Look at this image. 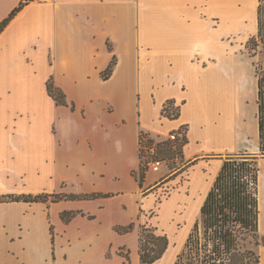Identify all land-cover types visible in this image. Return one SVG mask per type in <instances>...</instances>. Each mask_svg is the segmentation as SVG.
<instances>
[{"label":"crops","instance_id":"0c3cea01","mask_svg":"<svg viewBox=\"0 0 264 264\" xmlns=\"http://www.w3.org/2000/svg\"><path fill=\"white\" fill-rule=\"evenodd\" d=\"M17 2L2 9L0 20ZM225 2L38 0L37 3L30 2L10 21L0 33V41L9 31L19 28L18 20L22 16H32L29 6L45 3L49 7L45 19L39 18L37 21L40 30L37 39L44 44L43 61L36 62L31 57L27 59L28 63L21 59L17 64L20 70L27 68L31 79L37 78L38 89H33L31 83L24 86L10 79L8 88L11 90L8 93L24 91L26 102L32 107L36 104V97L32 98V95L36 96L37 91L39 104L62 113L68 112L75 122L67 135L59 125L61 115L55 120L44 121L39 127V134L35 126L28 123L27 145L36 152L37 160L43 161L42 169L35 167L42 187L35 191L20 190L24 193H12L10 191L15 190L2 188L1 192L3 195L64 194L58 193V190L62 189L65 179L72 186L74 183L78 185L70 193L96 192L109 196L94 200L52 201L50 197L45 202H0V264H55L62 258L63 262H67L68 253L76 247L84 254L88 251L93 253V240L82 239L81 231H75L76 234L72 236V228L77 224L87 226L94 222L102 223L101 217L109 218L108 213L116 202L119 207L126 208V197L136 203V215L127 222L108 219L107 229L109 233L113 232L117 250L122 246L129 247L128 237L134 236L135 248L132 250L136 251L138 238L136 245L135 222L141 220L142 212L139 209L143 206V200L138 201V191L143 185L139 187L132 171L139 168L138 139L141 133L155 139L167 137L171 131L181 127L186 128L187 142L182 147V158L186 163L194 161L189 169L202 162L206 168L205 183L200 188L197 186V190H202L197 203L199 210L222 165V159L209 157L218 152L205 153L200 150L207 135L206 128L208 124H217L221 130V125L227 124L237 131L240 83L246 88L248 86L245 79L247 71L239 65L238 56L227 46V37L237 27V22L224 16V12L237 9V0ZM224 19L229 21L225 27ZM27 31L30 32V29ZM113 55L116 56V64L110 76L103 80L100 73ZM49 76L66 95L67 105L55 104L47 94L46 81ZM217 87L219 96L216 102L205 94L214 93ZM168 100L173 102L172 107L178 108V116L174 119L161 113ZM147 103L155 110L153 114H149ZM16 124L19 122L13 119L10 129L2 132L5 135L1 140L0 153L6 152L5 146L13 142ZM223 131L217 134L219 140L225 141ZM246 134L243 133L242 137L247 138ZM226 150H230V147ZM49 162L51 166L47 168ZM4 172L9 171H1L0 168L1 186L4 184L1 178ZM27 174L23 171L18 176L23 186L28 182ZM148 174L143 184L149 187L154 182L146 183ZM185 177L188 179L180 176L178 187L186 182L190 190H195L196 184L193 186L194 182L187 171ZM187 199L185 192L183 200ZM63 211H83L95 217L88 219L77 214L64 223L60 218ZM45 218L50 221L48 227ZM32 220L41 224L45 232L32 229ZM129 223H134L129 233L119 234L114 230L116 225ZM50 226L52 231L55 228L61 233L58 244L55 243L54 234L51 243ZM75 238L80 242L76 243ZM63 241L66 242L65 246ZM58 248L61 249L59 252ZM129 248L126 250L130 251ZM97 260L91 263L95 264Z\"/></svg>","mask_w":264,"mask_h":264},{"label":"rangeland","instance_id":"374dc122","mask_svg":"<svg viewBox=\"0 0 264 264\" xmlns=\"http://www.w3.org/2000/svg\"><path fill=\"white\" fill-rule=\"evenodd\" d=\"M32 1L35 3L38 2V0ZM15 2L16 0H0V12L2 11V9L11 6ZM17 3L14 6H16ZM224 4H226L225 0ZM236 7L238 9V12L237 9H232V11H230L229 13L224 12V16L230 18L233 22H237V27L234 28L231 34L227 37V46L230 51L232 50L238 56L239 65L247 71L245 79L248 81V86L247 88L243 86V90H240L241 94H239L238 88L239 95L237 99V131L235 127L233 128L227 126V124L221 125V130H224L223 136L226 138V140L224 141L218 139L217 132H221V130L218 129L217 124L215 126L214 124H208L206 128L207 135L206 138H204L203 143L201 144L200 150L205 153H221V155L218 153L209 155V157L218 159H222L227 154L240 155L241 153H243L246 155H256L255 153H258V139L256 135V75L254 68L256 58H250L248 51L245 48L247 39L250 36L254 35L256 32V0H237ZM48 8L49 7L45 3L29 6L28 10L32 14V16L27 14L22 16L18 20V24L20 25L19 28H15L14 30L12 29L11 31H9L0 41V149H2L1 140L5 135L2 132L10 129L13 119H16V121L19 122V124H16L17 132L13 142L5 146L4 150H6V152L0 153L1 171H9L4 172L1 176L4 183L2 185L3 187L0 185L1 195H3V193L1 192L2 188L15 190L10 191L12 193H24L20 192V190L30 189L35 191L36 189H40L42 187V182L39 181V176L36 175L35 167H39L40 169H42L43 161L41 159L37 160L36 152L31 150V148H29V146L27 145V136L29 134L30 128L29 124H31V126H35L36 133L39 134V127L44 121H46L47 119L55 120L58 116L61 115V121L59 122V125L63 133L67 135L72 126V123L75 122L73 116H71L70 113H62L59 110H54L46 105L39 104L37 91L35 93L36 96L32 95V98L36 97V104L32 107H30L26 102L24 91L19 93H8L11 90L10 88H8L10 79H15L21 85L24 84V86H28V84L31 83L33 89H38L37 78L31 79L27 68L24 67L23 70H20L18 69L17 64L20 63L21 59L28 63L27 59H30L31 57H33L36 62L43 61L44 44L43 42H39L37 39V33L40 31L39 26L37 25V21L39 20V18L45 19L48 13ZM244 17L247 19H245ZM226 24H229V21L224 19V27ZM26 28L30 29V32H28ZM2 55H4L3 58ZM50 59L51 58H49V60ZM205 95L209 99L213 98L217 102L219 96L218 87L217 91H215L214 93L207 92ZM147 104L148 105L146 108L149 109H147L149 114H153L155 110L150 106L149 103ZM232 119L235 120L234 117ZM171 133L179 134L180 138L177 140L169 139V134ZM185 133L186 128L181 127L177 130L171 131L167 135V137L164 138L155 137V139H153L142 133V135L138 139L139 164H141L144 168L145 176L146 173L149 172L146 183H154L149 187L146 185L144 186L143 184V187L138 191V201L140 203L143 200V206H141V220H137L135 222L136 245L137 238L139 236V228L137 231V226L139 224H148L149 226L155 228V233L165 235L169 241L168 247L163 254V257H161L154 264H174L177 255L183 248V244L188 233L192 229L193 223L199 218L197 203L201 199L199 196V192L202 190H197V186L198 188H200V186L205 183L204 179L207 178V175L204 172L206 168L204 167V162H202L201 165L194 164L189 169L188 167L190 166V164H193L194 161L186 163L184 158H182V155H179L175 151L176 146L179 145L185 137ZM243 133H247V138L245 136L242 137ZM157 139L163 140L160 141ZM166 141H168L169 145H172V150L174 152H172L171 154L160 151L161 147H166ZM160 142L164 143L159 147V149H157V144ZM228 147H230V150H226ZM148 148L152 149L149 150ZM49 151V149L46 151L47 155L49 154ZM149 160H160L161 164L158 169L152 170L151 168H149L147 165V162ZM258 165L259 167L261 165V172L264 175V157L259 155ZM50 166L51 164L49 162L47 164V168H49ZM23 171L28 173L27 175L29 179L26 186H23L18 180L19 174ZM186 171L187 174L191 176L192 181L194 182L193 186L194 184H196L195 190H190L188 188L189 186H186V182H183V184L178 187L180 176H182V178L188 179V177H185ZM74 184L75 185L72 186L73 184L64 179L61 186L62 189H59L58 193L65 194L73 192V190L78 187L76 183ZM185 186L187 187V190H185ZM176 187L177 189H175ZM37 191L35 193L43 192ZM185 192L189 198V200L187 199V201H184L185 199L183 200ZM262 193L264 194V184L262 186ZM135 204L132 199L126 197V208H123L122 206L119 207V203L116 202V206L112 207V210L108 213L109 218L106 216L104 218L101 217L102 223L94 222L92 224H88L87 226H80V224L74 226L71 230V235L73 236V234H76V232L81 231L83 232L84 236L82 239L93 240V253L91 251H88L84 254L81 252L79 247H76L68 253L67 262H63L62 258V260L59 259L56 263H54L92 264L91 261L98 258L95 264H139L137 246L136 251L132 250L133 248H135L134 236L128 237V246L131 247V249L126 246V248H129L131 251L130 260L124 261L122 257L117 255L118 247L117 244H115V240L112 236L113 232L109 233L107 229L108 222H106L109 220L127 222L130 217L136 215L134 206ZM45 219L46 225L48 227L50 221L48 220V218ZM54 219L55 218H53V221ZM30 225L32 229L34 228V230L38 232H45L43 226L41 224L38 225L36 220H32L30 222ZM57 227L58 230H60V227L58 225ZM77 227L79 228V230ZM108 228L110 227L108 226ZM53 234L55 243L58 244L60 242L59 235H61V233L59 231H56V229L54 228ZM75 240L76 243L80 242L77 238H75ZM258 240L259 244L257 246H254V249L259 255V260H262V264H264V224L263 231L259 229ZM104 242L106 244L103 245ZM65 244L66 242L63 241V246H65ZM101 248L102 251H100ZM126 248L123 249V252L126 251ZM60 250L61 249L58 248V252ZM45 251L47 252L46 249ZM99 251L101 253L98 256Z\"/></svg>","mask_w":264,"mask_h":264},{"label":"trees","instance_id":"16d2710c","mask_svg":"<svg viewBox=\"0 0 264 264\" xmlns=\"http://www.w3.org/2000/svg\"><path fill=\"white\" fill-rule=\"evenodd\" d=\"M32 0H19L8 14L0 20V33L10 21ZM256 32L250 36L245 48L250 58H256L254 64L256 75V123L258 153L246 155L241 153L227 154L222 158V165L199 208V218L193 223L188 233L181 252L177 255L174 264H259V255L254 246L259 244V170L258 155L264 157V0H256ZM116 64V56L113 55L107 67L100 73L106 80L112 73ZM47 94L57 105H67L64 92L54 84L52 76L46 81ZM172 101L168 100L161 113L170 119L178 116V108L172 107ZM71 108L74 106L71 104ZM142 133L140 134V136ZM139 136V137H140ZM151 142V141H150ZM187 142L186 137L176 146L175 151L181 155L182 147ZM164 142L157 144V149ZM166 147L160 151L174 152L172 145L165 142ZM168 145V146H167ZM258 154V155H257ZM132 175L139 187H142L145 179V170L141 164ZM108 194L84 193V194H6L0 196L3 201L45 202L50 197L52 201L65 200H94L100 197H108ZM140 213L142 209H139ZM80 214L88 219H94V215L83 211H63L60 218L68 223L75 215ZM134 223L116 225L114 230L119 234L129 233L133 230ZM51 243H53V231L50 226ZM169 241L165 235L155 233V228L148 224L139 226L138 236V260L139 264H154L168 247ZM264 244V243H263ZM125 246L119 247L117 255L124 261L130 260V251L123 252Z\"/></svg>","mask_w":264,"mask_h":264},{"label":"bare ground","instance_id":"6f19581e","mask_svg":"<svg viewBox=\"0 0 264 264\" xmlns=\"http://www.w3.org/2000/svg\"><path fill=\"white\" fill-rule=\"evenodd\" d=\"M242 69L240 70L239 74H241ZM243 83H240V90H243ZM262 165V164H261ZM260 165V166H261ZM264 180V175L262 172H260L259 175V181H260V191H259V201H260V230L263 231V224H264V194L262 193V186H263V181ZM263 194V195H262ZM260 264H262V260L260 261Z\"/></svg>","mask_w":264,"mask_h":264},{"label":"built area","instance_id":"2783aa9c","mask_svg":"<svg viewBox=\"0 0 264 264\" xmlns=\"http://www.w3.org/2000/svg\"><path fill=\"white\" fill-rule=\"evenodd\" d=\"M179 136H180L179 134L171 133V134H169V139H171V140H177V139L180 138ZM148 149L151 150L152 148H148ZM160 164H161V161L160 160H149L147 162L148 167L151 168L152 170L158 169V167L160 166Z\"/></svg>","mask_w":264,"mask_h":264}]
</instances>
